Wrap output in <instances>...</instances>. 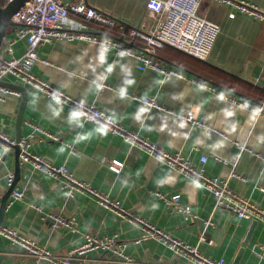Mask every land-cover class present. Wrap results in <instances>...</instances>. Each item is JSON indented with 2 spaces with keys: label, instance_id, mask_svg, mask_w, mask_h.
<instances>
[{
  "label": "crops",
  "instance_id": "obj_1",
  "mask_svg": "<svg viewBox=\"0 0 264 264\" xmlns=\"http://www.w3.org/2000/svg\"><path fill=\"white\" fill-rule=\"evenodd\" d=\"M85 1L127 27L151 25L146 0ZM244 1L264 11V0ZM229 12L226 5L200 1L199 15L220 29L205 60L170 46L158 50L157 57L164 66L211 83L220 92L253 102L262 97L264 102V22L243 14L231 18ZM69 20L83 24L72 13ZM85 25L90 32L107 33L95 25ZM14 32L8 29L0 57H19L25 52L24 40L15 42L8 52L7 43ZM37 55L34 75L75 99L95 104L162 149L179 153L207 177L227 180L234 193L264 210L263 118L185 79L140 71L133 58L96 43L52 40L39 45ZM0 87L16 93L0 90V130L15 141L24 89L20 139H27V150L65 167L74 178L118 202L125 212L119 214L99 204L87 192L68 195L53 176L31 163H17L13 148L4 149L0 144V202L9 188L5 178L10 172L13 189L22 192L19 200L8 203L7 199L1 227L14 229L52 254H72L82 264H126L110 251L73 254L86 234L112 239L114 247L135 263L195 264L189 254L147 234L134 219L138 218L171 239L195 247L204 257L221 258L229 264H264V223L238 219L231 211L214 206L212 193L201 184L102 127L82 122L71 108L57 107L55 101L17 79L5 77ZM134 97H152L164 110ZM187 112L207 127L174 117ZM38 127L60 140L48 139ZM237 145L246 149L239 151ZM111 161L122 163L118 173L110 168ZM173 195L179 196L182 206L189 207V215L166 202ZM51 216L72 218L74 224L71 228L51 227ZM0 264L46 263L35 262L20 246L0 235Z\"/></svg>",
  "mask_w": 264,
  "mask_h": 264
},
{
  "label": "built area",
  "instance_id": "obj_2",
  "mask_svg": "<svg viewBox=\"0 0 264 264\" xmlns=\"http://www.w3.org/2000/svg\"><path fill=\"white\" fill-rule=\"evenodd\" d=\"M4 3L10 0H3ZM201 0H146V12L152 18L148 27H127L118 23L111 16L89 6L85 0H74L64 3L62 0H28L11 17V21L17 24L13 38L7 43V50L11 53V46L24 40L25 52L19 56L0 57V83L5 77L17 79L23 86L38 90L47 98L55 101L57 107H69L74 110L82 122L98 125L113 136L119 137L124 143L136 147L161 163L186 175L194 182L201 184L209 190L214 197V206L222 207L235 214L238 219L259 221L264 223V210L251 203L249 200L234 193L228 186L227 180L207 177L203 170L197 169L189 160L174 153L162 149L158 145L141 137L136 131L128 129L111 115L97 107L93 103H84L66 94L61 89L37 77L32 72L34 63L38 60L37 48L39 45L52 40L85 41L112 49L120 54L133 58L137 62L140 71L152 70L164 76H174L185 79L187 82L198 85L203 89L216 93L219 98L241 106L256 116L264 119V102H253L245 98H237L231 94L218 91L211 83L194 76H187L181 70L164 66L157 52L163 46H171L199 60H205L220 32L219 26L212 23L198 13ZM226 5L229 9V17L235 14H243L254 20L264 22V11L255 4L244 0H212ZM72 13L79 17L81 23L69 20ZM86 24L95 25L104 29L107 33H93L85 28ZM4 93L15 91L2 88ZM16 94V93H14ZM137 101L149 107L164 110L152 97H134ZM175 118L197 127H207L204 121L196 120L191 112L174 114ZM48 139L58 141L60 138L50 132L37 128ZM0 144L4 149L16 144L4 132L0 130ZM20 153V163H31L36 168L53 176L61 189L68 195L75 192H87L99 201V204L108 206L119 214L125 213L119 208L118 202L110 200L106 195L88 187L82 181L74 178L63 166H55L43 157L34 155L27 150V139H20L17 143ZM239 151L245 150L243 145H237ZM204 161V159L202 160ZM122 163L111 161L110 168L119 172ZM6 185L10 187L13 182L12 172L8 173ZM22 198V192L13 189L9 194L8 203ZM163 199V196H160ZM179 196L173 195L166 202L174 209L190 214L188 206H182L178 201ZM51 227L65 226L71 228L74 219L61 217H49ZM145 232L152 237L163 239L171 248L182 254H189L192 263L195 264H229L224 259H211L201 255L195 247H191L178 240L171 239L168 235L156 229L153 225L138 218ZM0 235L8 239L12 244L20 246L35 262L44 261L46 264H82L75 260L72 254L58 256L44 248L37 246L32 240L7 227H0ZM110 251L121 257L126 264L135 263L124 255L122 249L114 247V241L107 238H97L89 234L84 235V242L73 254L82 255L93 250Z\"/></svg>",
  "mask_w": 264,
  "mask_h": 264
},
{
  "label": "water",
  "instance_id": "obj_3",
  "mask_svg": "<svg viewBox=\"0 0 264 264\" xmlns=\"http://www.w3.org/2000/svg\"><path fill=\"white\" fill-rule=\"evenodd\" d=\"M28 0H10L9 2L5 3L4 6L0 5V47L3 41L6 39V33L8 29L11 31H14L16 28L17 24L11 21L12 15ZM15 88L19 89L18 86H15ZM22 90V99L20 103V108L16 117V138H15V143L14 145H11V147L14 150V155L16 162L19 163V153L20 149L17 145V143L20 140V127L22 123V118H23V111H24V106L26 103V92L24 89ZM16 163V164H17ZM16 177V175H15ZM14 188V183L12 182V185L8 188L7 192L3 195L1 202H0V227L3 224V214L6 206L7 199L9 197V194Z\"/></svg>",
  "mask_w": 264,
  "mask_h": 264
},
{
  "label": "trees",
  "instance_id": "obj_4",
  "mask_svg": "<svg viewBox=\"0 0 264 264\" xmlns=\"http://www.w3.org/2000/svg\"><path fill=\"white\" fill-rule=\"evenodd\" d=\"M0 5L1 6H4L5 5V3H4V1L3 0H0ZM165 46H167V45H165ZM165 46H163V47H165ZM171 47V46H170ZM262 93L264 94V91L262 90ZM262 96H264V95H262ZM260 101L262 100V97H261V99H259Z\"/></svg>",
  "mask_w": 264,
  "mask_h": 264
}]
</instances>
